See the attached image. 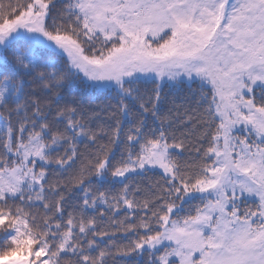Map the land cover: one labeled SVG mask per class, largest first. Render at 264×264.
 <instances>
[{"label":"snow or ice","instance_id":"1","mask_svg":"<svg viewBox=\"0 0 264 264\" xmlns=\"http://www.w3.org/2000/svg\"><path fill=\"white\" fill-rule=\"evenodd\" d=\"M138 257L264 264V0L0 3V264Z\"/></svg>","mask_w":264,"mask_h":264},{"label":"trees","instance_id":"2","mask_svg":"<svg viewBox=\"0 0 264 264\" xmlns=\"http://www.w3.org/2000/svg\"><path fill=\"white\" fill-rule=\"evenodd\" d=\"M15 0H0V3H3L5 5H7L8 3H14ZM166 93L169 92L168 89H165L164 90ZM187 95V89H185L183 92H175V93H169V100L171 101L173 98L175 99V105H173L172 103H168L167 105H165L164 107V111L165 113H169V110H171V116L173 118V121L176 122L177 120V109H176V106H180V105H184L185 104V100H184V97ZM195 98H192V100L188 101V106L190 108H195L196 105H195ZM97 104L99 103V101L96 102ZM180 111L182 112L183 111V108H180ZM149 124L150 126H155V125H152L151 123V119L149 118ZM128 126V121L126 120L125 123H124V127H127ZM180 130L183 131V126H180ZM79 143V148H80V151H84V148H85V144L87 143V141H78ZM104 143H107V141L105 140ZM89 150L91 151H94V148H91V146L89 147ZM114 152H116L117 154V157H119V153H120V149L119 148H114L113 149ZM194 156V154L192 153H184V156L182 157V159L184 160H187L188 163H192V160L189 159V157H192ZM151 178V179H159V176L156 175L155 173H150L149 174V177L148 178H145L142 183L145 187H147V184H148V179ZM139 182V181H138ZM92 183L93 185H96L98 182L95 178H92ZM104 187H111L113 190L115 189H118L121 187L120 184H111V185H104ZM193 203H196V201H193ZM187 206L185 205L184 208H186ZM123 241H117V243H122ZM139 261H140V258L138 257L137 258V264H139Z\"/></svg>","mask_w":264,"mask_h":264}]
</instances>
